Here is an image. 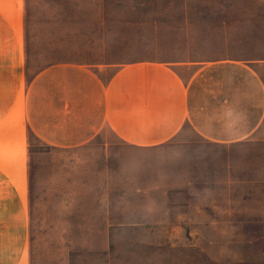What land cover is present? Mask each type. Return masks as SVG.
Wrapping results in <instances>:
<instances>
[{
	"label": "rangeland",
	"instance_id": "374dc122",
	"mask_svg": "<svg viewBox=\"0 0 264 264\" xmlns=\"http://www.w3.org/2000/svg\"><path fill=\"white\" fill-rule=\"evenodd\" d=\"M17 7L23 53L0 57V225L27 226L31 264H264V144L220 147L185 125L147 150L110 131L56 148L28 127L25 101L57 63L264 58V0Z\"/></svg>",
	"mask_w": 264,
	"mask_h": 264
},
{
	"label": "crops",
	"instance_id": "0c3cea01",
	"mask_svg": "<svg viewBox=\"0 0 264 264\" xmlns=\"http://www.w3.org/2000/svg\"><path fill=\"white\" fill-rule=\"evenodd\" d=\"M19 1L0 0V57L8 66L23 53ZM25 101L28 127L56 148L83 146L110 131L147 150L164 146L185 125L220 147L264 144V58L198 67L151 59L57 63L30 80ZM28 237L24 223L0 225V264H31Z\"/></svg>",
	"mask_w": 264,
	"mask_h": 264
}]
</instances>
